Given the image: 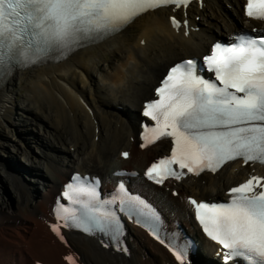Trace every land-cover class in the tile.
<instances>
[{
    "label": "snow or ice",
    "instance_id": "1",
    "mask_svg": "<svg viewBox=\"0 0 264 264\" xmlns=\"http://www.w3.org/2000/svg\"><path fill=\"white\" fill-rule=\"evenodd\" d=\"M191 3L0 0V82L23 66L50 56L66 57L77 48L119 34L145 13L163 7L186 9ZM244 15L264 22V0H245ZM170 19L177 29L186 26V21ZM202 71L213 77L198 73L193 59L172 66L156 89L158 98L144 105L142 116L154 124H143L141 147L163 138H170L172 144L170 156L145 172L155 184L162 185L170 178L180 181L187 174L216 173L236 160L264 166V33H239L227 43L217 42L204 57ZM122 155L125 159L129 156L127 152ZM98 184V180L77 175L74 183L66 185L62 198L76 207L58 204L55 209L56 219L63 223L52 224L51 230L61 241L62 228H75L89 236L100 234L106 238L104 247L111 242L115 251L127 254L123 224L112 207L118 202L119 211L164 244L178 264H190L192 242L181 240L178 234L169 235L166 242L160 235V216L150 203L129 192L124 183L111 199L101 200ZM227 195L224 202L189 197L187 203L203 232L221 246L223 264H264V177L250 175ZM65 259L67 264H76L71 255Z\"/></svg>",
    "mask_w": 264,
    "mask_h": 264
},
{
    "label": "bare ground",
    "instance_id": "2",
    "mask_svg": "<svg viewBox=\"0 0 264 264\" xmlns=\"http://www.w3.org/2000/svg\"><path fill=\"white\" fill-rule=\"evenodd\" d=\"M223 3L231 5L235 17L231 24L223 20L220 25L210 19L218 33L235 27L237 18L240 19L241 0H208V12L196 10L204 21L211 23L209 16L221 17L217 13L224 8ZM164 11L139 18L133 24L137 28L133 36L129 35L131 25L97 46L74 52L60 63L18 71L0 89V118L16 114L15 89L25 91V106L20 107L22 114L16 115L21 116L16 132L21 129V136L24 132L28 136L23 145H14V148L33 176L27 182L14 159L19 171H7L0 161V264H31L41 258L62 264L61 256L66 250L52 237L43 220L49 217L57 183L67 179L69 166L102 174L108 182L107 174L111 170L143 169L156 155L167 150L164 142L144 152L138 149L140 100L152 94V87L174 59L204 52L215 33L204 29L199 34L191 32L189 38H185L171 29ZM103 55L115 60L104 61ZM126 104L131 108L125 113V109L121 111L119 107H127ZM34 133L37 136L33 137ZM36 143L42 158L31 152V145ZM70 147H74V152ZM130 147V158L123 161L119 153ZM43 169L47 170L46 175L41 174ZM251 172L249 166L234 163L214 176L208 174L201 179L182 181L177 185L178 197L158 188L153 191L166 218H178L186 212L188 194L199 198L224 197L230 186L245 180ZM34 178L42 182L40 187L33 185ZM5 189L9 198L12 194L14 204L6 201ZM190 232L194 236L198 233L193 229ZM134 236L127 245L131 249L130 260L112 255L78 234L70 235L68 240L86 264L165 263L168 254L164 249L140 231ZM202 246L213 252L217 249L203 240Z\"/></svg>",
    "mask_w": 264,
    "mask_h": 264
},
{
    "label": "rangeland",
    "instance_id": "3",
    "mask_svg": "<svg viewBox=\"0 0 264 264\" xmlns=\"http://www.w3.org/2000/svg\"><path fill=\"white\" fill-rule=\"evenodd\" d=\"M105 57L106 56L103 55L104 59L111 60V58H112L111 56H107L106 58ZM15 93H16V96H15L16 98H15L14 104H15V113L16 114L13 116H7L5 118H0V161H1L3 166L6 165L5 167H6L7 171L9 169L17 170L14 168V166H16V168L18 165L20 167L22 166L23 162H21L20 156L15 151L16 148H14V145H19V146L23 145V143L26 141L25 138L28 136L27 132H24L23 136H21V134H22L21 129H20L21 131L18 130V132H16V126H19L20 125L19 123H21V116L18 117L16 115H19V113H20V115L22 114V112L20 111V107L25 106V104L23 103L24 97H25L24 96L25 91L19 90L16 88ZM25 117L27 118V120H29L28 116H25ZM11 130H14L15 135H13L14 132L13 133L10 132ZM26 130H28V129H26ZM35 136H37V133L33 134V137H35ZM36 145L37 144L31 145V146H32V148H34L33 155L38 157L39 153L37 152V146ZM12 159H14L18 165L17 164L15 165V163L13 162ZM1 167L2 166H0V168ZM1 192H3V190H1ZM4 193H5L6 201L9 204H14V202L12 201V194L10 195V198H11L10 199L7 196V195H9V194H7V189L4 190L3 194Z\"/></svg>",
    "mask_w": 264,
    "mask_h": 264
}]
</instances>
